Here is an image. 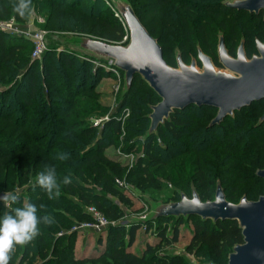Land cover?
<instances>
[{
    "label": "trees",
    "instance_id": "obj_1",
    "mask_svg": "<svg viewBox=\"0 0 264 264\" xmlns=\"http://www.w3.org/2000/svg\"><path fill=\"white\" fill-rule=\"evenodd\" d=\"M83 1L32 0V8L37 15L46 18L45 30L70 31L74 36L99 37L113 44L122 43L128 37L124 21L115 9L103 8L102 0H92L90 4ZM155 1L157 8L168 2ZM171 1L178 22L169 25L167 35L156 37L141 19L135 2L130 0L144 25L159 40L166 61L173 67L177 66V60L166 51V46L177 44L187 63L188 46L195 49L198 43L211 56L218 47L217 31L237 30L235 22L238 18L223 6L225 0ZM16 3L17 0H0V21L14 19L23 22L27 19L16 12ZM234 13L239 18L246 15ZM256 22L257 19L249 17L253 31L258 28L254 27ZM231 37L226 44L233 54L238 39ZM29 41L24 38L23 43H7V34L0 32V124H3L0 125V195L6 191H19V200L10 208L0 201V215L25 203H34L39 208L38 214L50 215L53 223L42 224L34 240L16 246L9 264H154L155 254L162 244L179 240L184 219L177 221L172 238L167 229H162L158 233L160 243L146 246L142 253L130 249L142 227L139 221L130 225L128 240L117 233L107 250L97 257L75 254L77 233L58 235L77 221L91 219L87 213L89 206H96L111 221L122 218L119 205L111 197H117L124 205L134 208V198L118 186L117 180L126 179L153 187L160 177L172 179L175 173L174 181L179 189L191 195L195 187L203 201L212 200L213 185L218 182L225 189L228 200L245 181L253 180L256 185L264 183L256 176L258 170L264 169V124L257 126L264 114V100L253 103L214 128L209 125L217 115V109L193 105L178 110L158 133L164 136L165 131L169 132L176 148L166 149L168 157H164L161 153L164 150L154 145L157 135L153 136L144 141V157H140L136 165L129 166L107 154L106 147H119L124 133L135 136L124 139L130 143L127 150L136 151L139 136H146L149 129L151 107L160 102L158 95L141 77H136L131 92L125 97L120 96L121 106L131 109L126 133L121 123L113 119L105 124L98 136L99 131L91 125V118L102 114L105 107L101 105L97 85L102 75L110 72L103 68L93 70V58L66 47L60 50L62 45L56 41L47 44L48 49L41 60L30 62L28 56L20 54ZM213 58L218 64L217 56ZM40 66L43 71L39 72ZM39 81H42L41 88L38 87ZM61 153L68 154V159L61 160ZM187 164L193 166L197 175L191 193L190 181L184 172ZM48 167L55 168L60 184V195L51 199L36 183L38 174ZM64 176L71 177L69 184H63ZM197 219L188 249L208 247L215 258H222V263L226 264L233 247L243 242L238 223L219 221L214 224ZM151 225L149 223L146 230ZM64 239L67 243L63 245ZM166 263L180 264L181 260Z\"/></svg>",
    "mask_w": 264,
    "mask_h": 264
},
{
    "label": "water",
    "instance_id": "obj_2",
    "mask_svg": "<svg viewBox=\"0 0 264 264\" xmlns=\"http://www.w3.org/2000/svg\"><path fill=\"white\" fill-rule=\"evenodd\" d=\"M120 15L128 32L127 44H113L88 36H72L65 42L74 53L103 61L113 60L123 73V96H127L136 77L158 95L160 102L151 107L148 115L150 126L145 141L158 135L159 129L171 121L178 110L190 106H209L217 109V115L209 127L222 125L237 112L264 100V42L257 40L258 54L248 58L243 38L236 56H232L223 33L219 34L217 59L206 54L198 46V57L190 64L183 60L180 50L176 53L177 66L168 64L164 49L137 15L130 0H109ZM223 6L239 12L259 14L264 11V0H225ZM201 63V68L199 67ZM264 124V114L257 126ZM264 180V169L256 172ZM180 200L163 203L152 201L145 226L159 219L237 222L243 242L236 244L228 256V264H264V194L258 200L246 195L238 203L227 199L221 182L217 183L214 200L203 201L195 187L188 195L177 191ZM205 264H216L214 262Z\"/></svg>",
    "mask_w": 264,
    "mask_h": 264
},
{
    "label": "rangeland",
    "instance_id": "obj_3",
    "mask_svg": "<svg viewBox=\"0 0 264 264\" xmlns=\"http://www.w3.org/2000/svg\"><path fill=\"white\" fill-rule=\"evenodd\" d=\"M67 1H72V0H67ZM91 1L92 0H84L83 3L90 4ZM133 1L135 2L137 8L139 9V14L141 19L143 20V22L147 27L153 30L154 32L153 34L156 37L160 35L162 36L167 35V32L169 31V25L176 24L178 22L177 21L178 18H176L175 15L176 12L173 7L174 5L171 3L172 2L171 0H168V2L165 5H163L161 8H157L155 0H133ZM102 7L103 8L107 7L111 11H113L114 9V7L112 6L109 0H102ZM232 15L238 18V20H236L235 22L237 26V31L239 33L237 36L238 41L235 46L236 49L241 41V38L244 36L243 32L249 29L250 27L249 16L245 15L242 18L241 17L239 18L235 15L234 12ZM45 19L46 18L43 17L42 15H37L35 12V8H33L31 15L28 16L27 19L23 22H18L14 19H9L8 21H0V32L7 34V43L10 42L23 43L24 38H19L17 33L34 34L37 32H44L47 44L56 41V43L62 45L60 48V50H62L64 47H66L65 42L74 35H72L70 31L67 32L59 31L56 30L55 28L45 30L43 27ZM222 31L223 30L220 29L217 31V40L219 34ZM253 36L263 39L264 32L259 30H254L252 31V36L250 37L253 39L254 38ZM92 38L102 40L99 37H92ZM193 40L194 42H196L197 41L196 37H194ZM128 41L129 38L127 40L124 39L123 42L119 44L125 45L128 43ZM26 45L27 48L20 54L21 55L24 54L28 56L30 58V62H32L34 61L33 58L34 43L30 40L29 42H26ZM198 45L199 44L197 43L196 48H198ZM196 48L190 49V47L188 46V48L186 49V53L188 54L187 57L188 64L191 63L192 58L198 57V51ZM178 50H179V46L177 44L166 46V51L174 58H176V53ZM211 56L216 57L217 51L215 52V54ZM199 67L201 68L200 62H199ZM39 69H40L39 72L43 71L41 66ZM92 69L93 70L96 69L95 65L92 67ZM41 82L42 81H39V86H38L39 88L42 87ZM117 86H118L117 76H115L112 73L110 74L107 73V75L106 73H104L102 75V78L99 81V84L97 85V89L101 94L100 102L101 105L105 107L104 108L105 111L102 112V114L100 113L96 114L95 117L93 116V118H91L92 126H94L93 121H95L96 119L104 118L108 116L112 111H114V109H117L116 106L120 103V96L123 95V90H121V92L119 93L116 92ZM130 117L131 114L128 118ZM0 125L2 127L3 124ZM123 126L126 133L127 122ZM94 127L99 131L98 136L101 135L103 129L102 125L94 126ZM148 127L149 124L147 126V129ZM133 137L135 136H127V134L123 133V135L120 138L121 141L120 146L119 147H116L114 145L107 146L105 150L106 153L111 155L112 157L117 158V160L119 161L127 163L129 166L136 165L139 158L144 157L143 147L146 136L144 134L139 136L140 141L136 145V151H129L127 149L130 143L126 142L124 138L132 139ZM106 143H108V140L106 141ZM154 145L155 147L158 146L162 148L164 150L161 152L162 155L164 157H168L166 149L168 150L172 149L173 146H175V143L172 142L170 133L165 131L164 136H159V135L156 136L154 140ZM212 150H209V152H211ZM184 172L190 181V193H191V188L196 185L197 175L195 169L190 164L186 165ZM174 179H176L175 173L172 175V179L160 177L158 184H156L153 187H149L146 184L138 185L137 182H129L126 179L117 180L118 186L121 189H123L127 193V195H130L134 198L136 203L135 207L129 208L128 206L121 203L117 197L110 196L113 202L119 205L120 210L123 213V217L120 218L119 220L112 221L114 224L112 225V227H109L107 231H105L104 233L101 234L94 233L93 235L81 234L80 237L78 235L80 233H77L76 241H75V254L87 255V256L94 255L95 257L99 256L101 253L107 250L108 244L111 243V240L115 237L117 233L122 235V237H125L126 240H128L130 225L138 221L142 224V227L141 229L138 230L136 240L130 248L133 252L142 253L146 249V246L148 245L155 246L159 244L160 240L158 239V233L162 229H167V233L172 238L174 228L178 224L176 220L159 219L152 223L151 228L149 230H146V226L145 224L142 223L141 220L148 213L150 209V203L152 201L169 203L180 200V195L177 192L180 189L175 183ZM216 188L217 185L215 183L213 185L214 195L212 197V200H214L215 198ZM227 193L231 195L230 191H228ZM263 194H264V183H259L258 185H256L253 180H249L241 183L238 186V190L235 196L233 198L230 196L229 200L238 203L240 199L245 195L248 196L250 200H258L259 197ZM140 207L143 208L140 209ZM197 220H198L197 218H190L188 220H183V222L180 225L179 240L177 242L168 245L162 244V246L157 250L155 254L156 260L154 264H167L166 262L174 261L176 259L181 260L180 264H205L210 262H217L218 264H224L222 263V258L219 259L215 258L210 252L208 247L197 246L194 247L192 251L188 249V247L191 244V239L193 236L192 233L193 224ZM71 228L63 229L61 232H59L58 235L60 236L68 235ZM66 243H67V239H64L63 245ZM226 264H228V259Z\"/></svg>",
    "mask_w": 264,
    "mask_h": 264
},
{
    "label": "clouds",
    "instance_id": "obj_4",
    "mask_svg": "<svg viewBox=\"0 0 264 264\" xmlns=\"http://www.w3.org/2000/svg\"><path fill=\"white\" fill-rule=\"evenodd\" d=\"M15 10L21 17L30 16L33 11L32 0H17ZM59 158L66 160L68 154L61 153ZM62 182L69 184L71 177L64 176ZM36 183L47 192L50 199L60 195V184L54 167H48L40 172ZM18 200L19 197L13 192L6 191L3 196H0V201L6 208L16 204ZM38 212L39 208L36 204L25 203L13 208L11 212L0 215V264H9L15 247L26 245L34 240L39 235L42 224L53 223L50 215L41 216Z\"/></svg>",
    "mask_w": 264,
    "mask_h": 264
},
{
    "label": "built area",
    "instance_id": "obj_5",
    "mask_svg": "<svg viewBox=\"0 0 264 264\" xmlns=\"http://www.w3.org/2000/svg\"><path fill=\"white\" fill-rule=\"evenodd\" d=\"M120 17V15L117 13ZM121 18V17H120ZM19 37L26 38L31 40L34 43V50H33V58L34 60H41L48 49L46 37L44 32H37L34 34H25V33H17ZM128 37L125 38L127 40ZM82 58H85L81 56ZM96 68H103L106 71L114 74L117 76L118 86L116 87V92L119 93L121 90H124V79L123 73L120 72L115 67V62L113 60L103 61L99 59H92L91 60ZM117 109H114L108 116L100 119H96L93 121L94 126L102 125V128L105 126L106 123L110 122L111 120H116L121 123L122 130H124V124H126L128 117L131 114V109L127 106H121L119 103L116 106ZM17 196L19 191L15 193ZM10 205L7 208H10ZM87 213L91 216V219L85 221H77L74 223L72 228L70 229L69 233H83V232H95V233H104L107 229L113 225L114 223L96 206H89L87 207ZM22 264V263H17Z\"/></svg>",
    "mask_w": 264,
    "mask_h": 264
},
{
    "label": "flooded vegetation",
    "instance_id": "obj_6",
    "mask_svg": "<svg viewBox=\"0 0 264 264\" xmlns=\"http://www.w3.org/2000/svg\"><path fill=\"white\" fill-rule=\"evenodd\" d=\"M230 11H232V12H236V13H242V14H246V15H248L252 20H255V19H257V22H256V24L254 25V27H258V28H254L255 30H259V31H263L264 32V11L262 10L259 14H255V13H249V12H239V11H237V10H234V9H230V8H228ZM248 30V31H247ZM246 31H244L243 32V34H244V36L241 38V41H240V43H239V45H238V47L235 49V52L233 53V54H231V52H230V49H229V52H230V54L232 55V56H236V54H237V50H238V48H239V46H240V44H241V42H242V40H243V38L245 39V49H246V52H247V56H248V58L250 59V58H252L254 55H257L258 54V51H257V48H256V46H257V40H261L262 42H264V38L263 39H261V38H259V37H256V36H253L254 38L252 39L250 36H252V31H253V29L250 27L249 29H247ZM221 33H223L224 34V36H225V40L227 41H229V40H231V36H238V31L237 30H235L234 32H231V29H228V30H226V31H224V32H221ZM218 60V59H217ZM219 67H220V65L219 64H217Z\"/></svg>",
    "mask_w": 264,
    "mask_h": 264
},
{
    "label": "crops",
    "instance_id": "obj_7",
    "mask_svg": "<svg viewBox=\"0 0 264 264\" xmlns=\"http://www.w3.org/2000/svg\"><path fill=\"white\" fill-rule=\"evenodd\" d=\"M95 232H91V231H89V232H83V233H80V234H78L79 235V237L81 236V234H88V235H93ZM78 237V238H79Z\"/></svg>",
    "mask_w": 264,
    "mask_h": 264
}]
</instances>
